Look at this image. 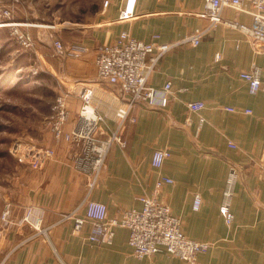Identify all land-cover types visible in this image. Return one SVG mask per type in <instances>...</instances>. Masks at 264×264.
<instances>
[{"label":"crops","instance_id":"0c3cea01","mask_svg":"<svg viewBox=\"0 0 264 264\" xmlns=\"http://www.w3.org/2000/svg\"><path fill=\"white\" fill-rule=\"evenodd\" d=\"M124 1L104 6L98 22L82 25L75 39L69 40L86 44L88 53L60 59L56 76L62 86L58 94L67 93L70 107L67 129L73 127L83 103L68 93L78 81L94 87L91 103L107 116L102 128L114 129L118 124L116 111L123 102L110 84L97 77L95 57L101 44L113 41L123 30L144 41L172 42L211 25L199 14L206 0H138L136 15L120 20ZM223 16L248 24L253 20L251 14L233 7H225ZM256 66L262 68L264 80V51H257L245 33L224 23L210 27L198 45L184 43L168 51L148 80L157 89L172 82L167 103L132 110L135 120L122 130L126 145L112 146L89 195L87 174L73 158L74 146L55 140L47 131L45 143L55 147L56 157L45 170L21 167L17 175L21 193L10 200L11 223L0 240V261L7 257L6 264H191L165 250L137 257L129 244V229L122 226L116 227L110 244L88 242L92 220L105 212L120 217L126 209H140L141 197L147 195L167 203L190 238L212 243L196 264H264V89L251 92L241 76ZM196 100L205 101L198 112L188 106ZM165 147L171 156L161 167L154 166V151ZM235 164L241 170L233 185L234 221L229 225L220 205ZM163 177L173 181L158 187ZM197 193L202 197L199 209L194 208ZM29 208L44 218V225H56L35 235L36 230L23 221ZM64 213L87 221L75 231V217L60 221Z\"/></svg>","mask_w":264,"mask_h":264},{"label":"built area","instance_id":"2783aa9c","mask_svg":"<svg viewBox=\"0 0 264 264\" xmlns=\"http://www.w3.org/2000/svg\"><path fill=\"white\" fill-rule=\"evenodd\" d=\"M137 1L125 0L118 18L129 20L134 17ZM110 4L111 0H105V7ZM225 7H233L251 14L252 22L248 24L224 17ZM6 13L9 14V11ZM199 14L211 21L210 27L224 23L242 31L257 51H264V0H206L205 9ZM210 27L199 28L176 41L162 43L144 41L133 36L129 31L123 30L113 41L105 42L97 48L95 57L97 77L100 81L110 84L123 102L116 111L118 124L114 129L102 128L107 116L97 111L92 105L94 87L90 82L78 81L68 91L83 101L71 129L66 128L71 116L67 93L57 95L47 118V127L55 140H65L74 146V161L77 167L87 174L88 195L98 184L100 173L112 146L115 143L126 145L127 140L123 137L122 130L129 120H135L132 110L139 105L156 109L167 103L172 87L171 81H167L162 89L148 85V80L159 60L168 51L181 44L198 45ZM13 29V33L25 49L37 51L35 41L29 32L18 26ZM88 51L89 47L86 44L75 41L65 45L58 56L60 59H78ZM217 56L221 57L220 54ZM261 69L256 66L241 72V76L249 82L253 93L264 89ZM188 106L192 111L198 112L205 107V101H190ZM226 108L230 111L236 110L233 106ZM244 111L252 112L251 109H244ZM230 145L236 146L233 142H230ZM171 153L168 147L156 149L152 158L153 165L161 167ZM13 154L30 168L45 170L56 157V149L47 144L17 143L13 147ZM240 170L237 164L231 166L224 191L225 199L220 205V212L229 225L234 221L231 197L233 185L240 175ZM172 181L170 177H163L158 181L157 186L160 187L164 182ZM141 200L143 206L140 209H126L120 217H111L105 212L102 217L92 220L88 242L92 246L110 244L114 240L116 227L122 226L129 229V244L137 257L142 258L165 250L169 255L179 257L191 264H196L199 254L208 251L212 246L209 241L190 238L183 231L181 218L173 213L167 203L147 195H143ZM201 204L202 197L197 193L194 198V208L199 209ZM11 210V202L4 201L0 210V240L3 239L11 223ZM71 217H75L74 213H64L60 221ZM23 221L36 230L35 235L47 233L56 225V223L44 225V218L36 215L33 208L27 210ZM86 221L85 217H75L74 230L80 231ZM6 258H3L0 264H6Z\"/></svg>","mask_w":264,"mask_h":264},{"label":"rangeland","instance_id":"374dc122","mask_svg":"<svg viewBox=\"0 0 264 264\" xmlns=\"http://www.w3.org/2000/svg\"><path fill=\"white\" fill-rule=\"evenodd\" d=\"M104 2L0 0V210L17 199V175L29 167L14 156V145L46 144L47 118L62 89L58 53L79 28L99 21ZM16 26L30 33L39 54L21 45Z\"/></svg>","mask_w":264,"mask_h":264}]
</instances>
